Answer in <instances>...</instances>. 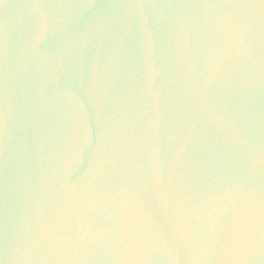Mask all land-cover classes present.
<instances>
[{"label":"water","instance_id":"95a60500","mask_svg":"<svg viewBox=\"0 0 264 264\" xmlns=\"http://www.w3.org/2000/svg\"><path fill=\"white\" fill-rule=\"evenodd\" d=\"M0 264H264V0H0Z\"/></svg>","mask_w":264,"mask_h":264}]
</instances>
